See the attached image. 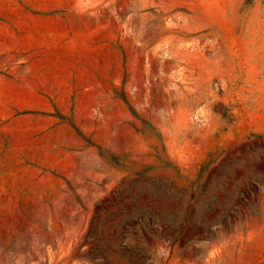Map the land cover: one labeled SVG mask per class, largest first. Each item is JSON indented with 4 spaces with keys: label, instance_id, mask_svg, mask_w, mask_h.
Masks as SVG:
<instances>
[{
    "label": "rangeland",
    "instance_id": "obj_1",
    "mask_svg": "<svg viewBox=\"0 0 264 264\" xmlns=\"http://www.w3.org/2000/svg\"><path fill=\"white\" fill-rule=\"evenodd\" d=\"M0 264H264V0H0Z\"/></svg>",
    "mask_w": 264,
    "mask_h": 264
}]
</instances>
